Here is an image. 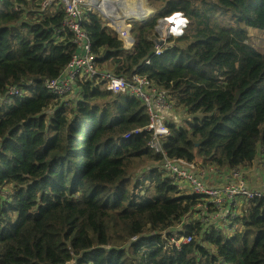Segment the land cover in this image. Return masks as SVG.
Listing matches in <instances>:
<instances>
[{
  "label": "trees",
  "instance_id": "obj_1",
  "mask_svg": "<svg viewBox=\"0 0 264 264\" xmlns=\"http://www.w3.org/2000/svg\"><path fill=\"white\" fill-rule=\"evenodd\" d=\"M43 1L0 0V264H264V199L238 197L229 229L205 224L217 204L195 210L210 197L182 191L148 146L153 134H134L150 122L141 99L85 77L69 97L51 93L46 81L77 47L72 32H62L64 11ZM149 2L159 14L133 24L129 50L86 10L92 51L102 72L131 83L140 74L145 94L173 102L163 117L189 112L186 121L165 118L171 133L158 138L170 157H200L229 174L223 186L202 178L226 197L234 172L249 183L264 156V51L254 45L264 0ZM177 11L188 30L153 55L149 35L159 17ZM25 80L32 82L24 94L6 104L9 87ZM184 218L192 242L172 248L161 232L173 235Z\"/></svg>",
  "mask_w": 264,
  "mask_h": 264
},
{
  "label": "built area",
  "instance_id": "obj_2",
  "mask_svg": "<svg viewBox=\"0 0 264 264\" xmlns=\"http://www.w3.org/2000/svg\"><path fill=\"white\" fill-rule=\"evenodd\" d=\"M44 9L60 7L64 11L62 20V32L69 30L73 34V43L77 47L69 64L64 68L60 76L47 80L46 84L51 93L60 97H69L72 93L79 91L76 88V81L79 78H100L104 82L108 91L116 94H130L141 99L147 107L150 122L146 127H139L134 130L135 135H139L144 129L153 136L148 145L155 154L163 153L162 140L160 135H170L169 128L165 125L163 114L175 108V104L166 99L163 94L152 96L143 92V87L148 83L147 79L140 74L134 76L133 82H129L123 75L102 72L97 62V56L92 51L90 35L85 29L83 22L85 11H91L99 15L105 22L114 28L119 39L123 41V49L134 48L136 38L133 34V24L135 17L143 20L145 12L136 10L133 13L125 12L122 0H44ZM190 22L186 14L177 11L163 18L156 31L149 35V39L154 42L153 55H161L166 47L185 34ZM32 80H25L20 85L9 87L5 94V103L12 104L14 98L22 96L26 87ZM178 182L188 183L195 194L207 195L210 200L203 206H196L195 210L207 207L209 204H217L215 212H208L202 220L208 226H212L217 219L229 220L236 216L231 210L224 212L226 207L232 208L237 203L238 197L246 200L264 199V189L255 188L247 182L246 177L239 170H236L232 177V182L227 187L226 197H220L219 191L208 187L203 181L198 168L187 172H182L176 179ZM233 217V218H234ZM185 220L172 226L173 235L168 230L162 233V237L167 244L175 249L192 242V235L183 231Z\"/></svg>",
  "mask_w": 264,
  "mask_h": 264
},
{
  "label": "crops",
  "instance_id": "obj_3",
  "mask_svg": "<svg viewBox=\"0 0 264 264\" xmlns=\"http://www.w3.org/2000/svg\"><path fill=\"white\" fill-rule=\"evenodd\" d=\"M129 49H132V48H129ZM167 117H171L173 121L177 123L180 122L182 119L186 121L187 119L190 118V116L188 115L186 118H183L182 114L179 117V116L173 115L172 113H166L163 117V120ZM261 160H264V156L261 157ZM258 161L259 162L256 165H254L253 168L251 169L252 174H251L249 183L251 186L255 188L264 189V163H260V160ZM195 163L197 164L200 170V174L202 178L205 179L209 184L214 185V186H223L226 184L229 174H227L224 170H221L220 168H216L214 166H204L202 164V159H198V158L195 160ZM212 180H215V182H212ZM178 183L182 191L188 194H194L192 187L188 183H184V182H178ZM228 209L229 211L231 210V208H228ZM220 220L224 222L228 221V220H223V219H217L215 223ZM188 222L190 221L186 220V223ZM228 223L230 224V221H228Z\"/></svg>",
  "mask_w": 264,
  "mask_h": 264
},
{
  "label": "rangeland",
  "instance_id": "obj_4",
  "mask_svg": "<svg viewBox=\"0 0 264 264\" xmlns=\"http://www.w3.org/2000/svg\"><path fill=\"white\" fill-rule=\"evenodd\" d=\"M124 10L125 12L128 13H133L136 10H142L145 12V16L143 17V20H140L139 18L135 17L134 22H147L149 21L151 18L158 16L159 11L158 9L149 2V0H125V4H124ZM165 16H161L158 19V24L159 22L164 18ZM156 26V28H157ZM155 28V31H156ZM255 30V29H253ZM154 31V32H155ZM254 45L255 48L259 51H264V32L261 31H257L255 32V41H254ZM176 111L180 114L183 115V118H186L187 115L189 114V112L183 108H181L179 111L176 108ZM198 159H201L200 157H197ZM260 163H264L263 160H260ZM149 165V164H148ZM139 172V171H138ZM212 182H215V180H212ZM13 188V184H8L7 188L5 189V192L10 193L11 194V190ZM234 216H232L228 221H230ZM228 221L224 222L222 220L214 223V226H220L221 224H225L227 229H229V223Z\"/></svg>",
  "mask_w": 264,
  "mask_h": 264
},
{
  "label": "clouds",
  "instance_id": "obj_5",
  "mask_svg": "<svg viewBox=\"0 0 264 264\" xmlns=\"http://www.w3.org/2000/svg\"><path fill=\"white\" fill-rule=\"evenodd\" d=\"M190 26V25H189ZM188 30V29H187ZM182 37V36H181ZM180 38V37H179ZM15 100V99H14ZM13 100V101H14ZM13 103V102H12ZM10 105V104H8ZM170 130V129H169ZM171 133V131H170ZM140 135V134H139ZM152 138V137H151ZM150 138V139H151ZM149 146V145H148ZM162 146H163V142H162ZM164 152L163 153H159V154H155L153 152V154L159 158H161L160 161V168L164 171H167L171 174L173 179H177L180 174L182 172H187L190 170H196L198 168L197 164L195 163V161H189V160H183V159H177V158H172L170 157L166 150L163 147ZM199 170V168H198ZM200 171V170H199ZM177 181V180H176ZM178 182V181H177ZM195 194V193H194ZM183 220H185V223L183 225V229L185 227L186 223V218H184ZM191 222V221H190ZM189 223V222H188Z\"/></svg>",
  "mask_w": 264,
  "mask_h": 264
},
{
  "label": "bare ground",
  "instance_id": "obj_6",
  "mask_svg": "<svg viewBox=\"0 0 264 264\" xmlns=\"http://www.w3.org/2000/svg\"><path fill=\"white\" fill-rule=\"evenodd\" d=\"M122 2L125 4V0H122Z\"/></svg>",
  "mask_w": 264,
  "mask_h": 264
},
{
  "label": "water",
  "instance_id": "obj_7",
  "mask_svg": "<svg viewBox=\"0 0 264 264\" xmlns=\"http://www.w3.org/2000/svg\"><path fill=\"white\" fill-rule=\"evenodd\" d=\"M67 264H71L70 262H67Z\"/></svg>",
  "mask_w": 264,
  "mask_h": 264
}]
</instances>
